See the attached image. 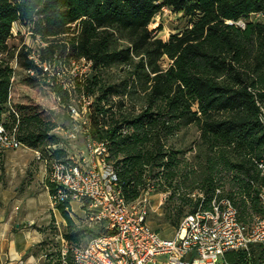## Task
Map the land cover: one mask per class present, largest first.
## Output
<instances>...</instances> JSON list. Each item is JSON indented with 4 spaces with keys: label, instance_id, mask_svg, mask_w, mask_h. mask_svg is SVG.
Returning <instances> with one entry per match:
<instances>
[{
    "label": "trees",
    "instance_id": "1",
    "mask_svg": "<svg viewBox=\"0 0 264 264\" xmlns=\"http://www.w3.org/2000/svg\"><path fill=\"white\" fill-rule=\"evenodd\" d=\"M163 9L188 19L167 41L149 28ZM14 23L46 43L39 48L41 62H92L73 91L93 97L90 136L106 143L126 202L137 200L148 184L170 192L163 218L175 232L202 199L207 206L215 188L229 184L224 195L241 220L262 215L253 184L260 181L255 161L264 157L257 104L264 103V0H0V53H11L28 70L35 65L23 36L13 34ZM61 37V43L54 40ZM164 58L168 67L161 64ZM113 68L120 72L118 80L109 75ZM13 75L0 59V123L10 112ZM41 77L48 73L38 69L30 81ZM52 90L68 110L70 91L59 85ZM124 106L127 111H114ZM13 107L19 118L11 113L6 125L16 127L23 145L47 160L66 157L60 148L46 152L60 138L52 134L57 124L45 111ZM190 127L200 133L193 161L185 157L187 150L175 147ZM58 209L71 228L63 236L79 245L91 230H75L66 209ZM45 251L42 264H60L57 252ZM237 255L229 252L225 258L232 262Z\"/></svg>",
    "mask_w": 264,
    "mask_h": 264
},
{
    "label": "built area",
    "instance_id": "2",
    "mask_svg": "<svg viewBox=\"0 0 264 264\" xmlns=\"http://www.w3.org/2000/svg\"><path fill=\"white\" fill-rule=\"evenodd\" d=\"M13 27L16 35L18 32ZM27 48L28 58L35 65V68L24 70L27 76H37L38 69L48 73L50 64L40 61L39 49ZM80 60L90 71L92 62L85 58ZM44 81L50 89L59 85L71 91L70 86L58 80L54 83L47 77ZM80 98L82 111L70 104L67 112L75 120L83 116V128L78 125L62 128V135L68 142L76 141L83 134L85 148L79 150V156L68 154L64 159L47 160L36 154L48 169L52 210L60 205L86 201L90 221L101 229L99 235L83 245H72L62 239L55 250L60 264H221V261L222 264H264V157L255 161L260 182L253 184L262 215L241 220L238 208L224 195V187L218 186L207 206L202 199L198 208L182 219L171 237H162L148 223L154 186L148 184L137 200L126 202L108 159L106 143L90 136L87 116L93 97L81 91ZM257 104L259 120L264 127V103ZM9 108L19 118L12 103ZM23 147L16 127L8 129L0 123V153ZM165 196L160 195V205ZM229 252L238 254L232 262L225 258ZM18 263L24 264L21 260Z\"/></svg>",
    "mask_w": 264,
    "mask_h": 264
},
{
    "label": "rangeland",
    "instance_id": "3",
    "mask_svg": "<svg viewBox=\"0 0 264 264\" xmlns=\"http://www.w3.org/2000/svg\"><path fill=\"white\" fill-rule=\"evenodd\" d=\"M261 18V15H257L256 18ZM187 18H184L180 14H175L170 10L163 9L160 14H158L155 19L151 22L149 28L153 31V33L161 38L164 41H167L172 34H176L177 32H181L187 26ZM240 26H243V21L237 23ZM77 25L73 24L71 26V32H75L77 29ZM162 28L158 30V28ZM14 31L18 32L17 34H21L23 36V44L26 46L39 49L42 46H45L46 43L41 40L38 36L35 37L32 35L31 29L28 27H23L20 24L14 25ZM20 32V33H19ZM16 34V35H17ZM65 37L56 38L54 40H58L59 43ZM0 59L9 63V65L14 69L13 75V83L10 89V101L13 105L23 104V105H32L40 107L41 110L45 111L47 115L51 117V119L57 124V128L55 132L62 138L64 142L67 144V149L69 150L70 155L79 156V150L85 148V140L83 134L78 136L76 141L68 142V140L62 135V128H70L74 125L80 126V129L83 128V116L76 117L77 120L71 118L67 112V108L64 107L60 101V99L56 96L52 89L48 88L45 84V78H38L37 81H30V76H27L24 69L18 66L15 56L13 57L9 52L0 53ZM162 66L168 67L170 65V61L167 58H164L161 61ZM89 70L86 69V64L83 61H58L53 62L48 66V78H56V81H60L63 84L70 86V96H71V104H74L76 108L81 112L82 111V99L80 98L79 92H74L73 88L75 87L77 82H82V77L88 73ZM120 72L118 69L113 68L109 71V75L113 80H118ZM74 86V87H71ZM113 100H118L117 96L113 98ZM81 102V103H80ZM126 107L129 108L128 101L126 102ZM124 106L123 108H114V111L118 113H123L127 111ZM80 114V113H79ZM200 133L198 132L196 127H190L187 130L182 131L177 137L176 146H180L186 151L185 157L188 161H193L192 157L196 154V147L192 149L194 142L199 140ZM14 157L18 158V160H24L26 162H30L34 153L26 150L25 148L18 150L16 152H11ZM7 154V153H6ZM162 170V169H161ZM19 173L20 171L17 170ZM160 172V170H157ZM224 190L227 192L229 190V184L224 185ZM236 188L233 190L235 191ZM164 193L163 191H159V189L154 190L152 208L150 209L148 215V223L152 229L159 230L162 236L169 238L174 234L173 227L165 222L163 218V208L166 205V200L170 194L168 192L165 194V200L160 205V195ZM46 218L41 219L43 215H35L33 223H29V221H22L16 219L12 224V232L15 231L16 223L23 224L19 225L20 229L13 233H18L15 235L21 236L23 238V242L28 245L29 252L22 257L24 264L27 259L34 257L35 264H42L45 260L43 258V250L46 249L52 250L55 252L59 248L62 243V239L72 245H76L74 242L67 241L63 234L65 232H70V229L67 226L66 221L63 219L60 213H53L52 208L47 209ZM68 214L73 221V227L75 230H91L88 235H85L82 242L79 245L86 244L91 239L99 235L101 229L99 225H95L90 221V214H88L87 208H68ZM182 221V220H181ZM67 226V227H66ZM88 231V232H89ZM222 264V261H221Z\"/></svg>",
    "mask_w": 264,
    "mask_h": 264
},
{
    "label": "crops",
    "instance_id": "4",
    "mask_svg": "<svg viewBox=\"0 0 264 264\" xmlns=\"http://www.w3.org/2000/svg\"><path fill=\"white\" fill-rule=\"evenodd\" d=\"M10 114L11 111H8V113L2 115L1 123L6 127V122L9 120ZM55 129L52 131V134L60 138L55 132ZM66 144L67 143L60 138L59 145H48L46 147V152L52 155L54 150L60 148L65 151L67 157L70 152ZM23 148L34 153V157L30 162H26L22 159L18 160V158L14 157L11 153ZM23 148L0 153V156H2L0 157V264H19L18 262L20 260L23 262L22 257L30 251L28 245L23 242V238L15 235L18 233H13L20 229L19 225L23 224V222L20 224L16 223L15 231L12 232L13 222L18 219L24 222L29 221V223L32 224L35 220V215H43L40 220L45 219V211L52 208L50 188L47 179L48 169L44 161L39 160L36 155L39 153L43 156V154L41 151L32 149L26 145H24ZM17 170L20 172L18 173ZM167 193L168 192H164L161 194L165 195ZM200 194L201 193H198V196ZM195 195L196 193L193 194V196ZM74 207L88 208V204L86 201H82L72 202L69 205H60L56 210H53V213H60L58 208ZM33 259V256L27 259V261H25L26 264H35V259Z\"/></svg>",
    "mask_w": 264,
    "mask_h": 264
}]
</instances>
